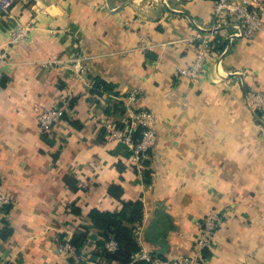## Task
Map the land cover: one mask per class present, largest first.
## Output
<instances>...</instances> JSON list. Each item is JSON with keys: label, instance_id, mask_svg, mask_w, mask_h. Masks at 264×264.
<instances>
[{"label": "crops", "instance_id": "1", "mask_svg": "<svg viewBox=\"0 0 264 264\" xmlns=\"http://www.w3.org/2000/svg\"><path fill=\"white\" fill-rule=\"evenodd\" d=\"M213 6L13 0L0 9V192L10 201L0 209V264H121L92 259L101 231L90 212L117 214L136 201L134 260L194 256L202 218L216 210L220 225L199 264H264V110L246 102V91L264 92V13L253 38L229 41L235 23L214 27ZM19 27L28 35L12 44ZM204 40L203 74L175 79ZM77 54L86 58L82 76ZM126 107L153 114L149 182L129 166V146L106 131L124 127ZM53 108L62 119L42 134L37 115ZM80 232L77 252L58 250Z\"/></svg>", "mask_w": 264, "mask_h": 264}, {"label": "built area", "instance_id": "2", "mask_svg": "<svg viewBox=\"0 0 264 264\" xmlns=\"http://www.w3.org/2000/svg\"><path fill=\"white\" fill-rule=\"evenodd\" d=\"M13 4V0H0L2 12H8ZM264 13V0H214L213 17L214 27L235 23V30L228 36L229 41L233 38H253L262 28V18ZM28 30L19 27L11 32V43L18 44L25 40ZM209 42L204 40L196 53L193 62L185 67H177L174 73L175 79L199 78L205 69V65L210 55ZM73 68L78 75H84L87 70L86 58L77 54L73 59ZM3 72L2 61L0 60V89L2 87ZM138 92L129 94L131 100H136ZM247 105L255 113L264 110V92L251 90L247 92ZM61 108H53L40 111L37 115L39 130L42 134L55 129L63 116ZM123 128H107V134L117 142H124L130 148L129 166L142 177V171L146 168L144 160L149 156L150 151L156 144V132L153 127V114L146 108L136 109L134 107L125 108V119ZM259 130L264 135V125H259ZM139 132V137L134 140V134ZM10 204L8 196L0 192V208ZM220 225L219 213L216 210L208 211L202 218L201 228L196 238L195 245L197 253L194 256L179 255L171 258L156 259L145 257L151 264H199L201 252L210 250L216 236V231ZM135 237H139L140 228L136 226L133 230ZM109 251L116 249V242L109 239L105 243ZM58 250L64 253H71L73 247L69 241L60 242Z\"/></svg>", "mask_w": 264, "mask_h": 264}, {"label": "trees", "instance_id": "3", "mask_svg": "<svg viewBox=\"0 0 264 264\" xmlns=\"http://www.w3.org/2000/svg\"><path fill=\"white\" fill-rule=\"evenodd\" d=\"M97 85L98 87L101 86L100 84ZM138 137L139 132H136L134 134V140H136ZM148 160V158L144 160L146 168L142 171V177L146 182H149V171L147 169ZM9 205L10 204L5 205L0 209H7ZM141 216L142 205L139 201L125 202L123 204L122 210L117 214H112L110 212H100L97 210L91 211L90 218L94 226L101 231V240L97 242L92 259L98 261V263H100V260H104L107 262L118 261L121 264H151L150 262L144 260H134L133 258L134 254L140 250V246L133 232L134 226L132 227L130 224L133 225L140 221ZM125 223L129 225H126ZM1 235L3 238L6 237L5 232ZM85 235V232H80L71 238L70 243L74 251L77 252L84 244ZM109 239H113L116 242L115 250L109 251L106 249L105 243Z\"/></svg>", "mask_w": 264, "mask_h": 264}, {"label": "rangeland", "instance_id": "4", "mask_svg": "<svg viewBox=\"0 0 264 264\" xmlns=\"http://www.w3.org/2000/svg\"><path fill=\"white\" fill-rule=\"evenodd\" d=\"M249 91H251V90H248V91H246V102H247V92H249ZM260 113H258V115H259ZM259 125H262V124H259L258 123V127H259ZM260 131V130H259ZM260 134H261V132H260ZM262 135V134H261ZM264 136V135H263Z\"/></svg>", "mask_w": 264, "mask_h": 264}]
</instances>
